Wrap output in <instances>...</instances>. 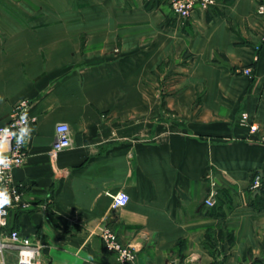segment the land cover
Returning <instances> with one entry per match:
<instances>
[{
	"label": "crops",
	"instance_id": "1",
	"mask_svg": "<svg viewBox=\"0 0 264 264\" xmlns=\"http://www.w3.org/2000/svg\"><path fill=\"white\" fill-rule=\"evenodd\" d=\"M261 3L183 20L163 0H0V127L24 100L33 120L13 171L28 206L8 229L41 243L43 264H117L105 229L134 264H264L248 192L264 175ZM62 123L72 146L55 155ZM221 187L233 195L217 213L206 199Z\"/></svg>",
	"mask_w": 264,
	"mask_h": 264
},
{
	"label": "built area",
	"instance_id": "2",
	"mask_svg": "<svg viewBox=\"0 0 264 264\" xmlns=\"http://www.w3.org/2000/svg\"><path fill=\"white\" fill-rule=\"evenodd\" d=\"M173 13L183 19H189L196 9L209 11L217 6V0H163ZM258 14L264 16V3L258 5ZM251 76L252 69L242 71ZM28 101L24 100L15 106L9 124L0 127V143L8 145L6 152H0V199L6 200L0 206V264H43L41 252L43 245L34 241L29 236L21 234L18 230L8 229L10 212L17 207H27L23 200V190L13 180V171L23 166L27 159V143L31 135L32 119L28 116ZM241 122L248 125L251 132H256L258 126L249 122L247 114H243ZM264 142V140H263ZM72 146L71 128L68 124H59L56 128V140L53 144V154H58ZM261 186V179L256 177L254 190ZM112 208L121 209L130 201V196L125 191L110 195ZM216 193H211L206 199L209 208L216 205ZM108 252L114 254L117 264H134L137 260V251L133 246L124 245L117 234L111 229H105L101 235ZM11 252V257L7 255ZM9 257L11 259H9Z\"/></svg>",
	"mask_w": 264,
	"mask_h": 264
},
{
	"label": "trees",
	"instance_id": "3",
	"mask_svg": "<svg viewBox=\"0 0 264 264\" xmlns=\"http://www.w3.org/2000/svg\"><path fill=\"white\" fill-rule=\"evenodd\" d=\"M257 176H259L261 179V186L258 190H254L253 185H254V181H255ZM248 192H249V195L252 198L254 203L255 202L258 203L257 205L259 207L264 206V175H261V173L259 171H256L253 174L252 180H251L249 187H248ZM231 195H233V194L231 193V191L228 188H225V187L219 188L217 203L213 208H211L213 210V212L218 213L220 210H222L224 205L228 204V206H230V204H231L230 200L232 199Z\"/></svg>",
	"mask_w": 264,
	"mask_h": 264
},
{
	"label": "clouds",
	"instance_id": "4",
	"mask_svg": "<svg viewBox=\"0 0 264 264\" xmlns=\"http://www.w3.org/2000/svg\"><path fill=\"white\" fill-rule=\"evenodd\" d=\"M2 195H3V194L0 193V196H2ZM5 202H6V200L0 199V206H2V204L5 203Z\"/></svg>",
	"mask_w": 264,
	"mask_h": 264
}]
</instances>
